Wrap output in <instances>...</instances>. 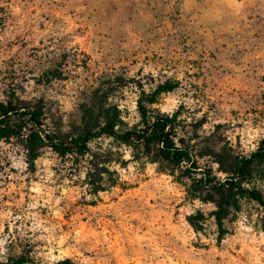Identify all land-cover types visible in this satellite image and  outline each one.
<instances>
[{
	"label": "rangeland",
	"instance_id": "374dc122",
	"mask_svg": "<svg viewBox=\"0 0 264 264\" xmlns=\"http://www.w3.org/2000/svg\"><path fill=\"white\" fill-rule=\"evenodd\" d=\"M175 82L148 106L179 112L223 181L216 155L228 167L264 143V0H0V101L42 107L58 136L133 128L142 95ZM188 167L109 137L34 164L0 142V264H264V208ZM243 184L264 196V158Z\"/></svg>",
	"mask_w": 264,
	"mask_h": 264
},
{
	"label": "trees",
	"instance_id": "16d2710c",
	"mask_svg": "<svg viewBox=\"0 0 264 264\" xmlns=\"http://www.w3.org/2000/svg\"><path fill=\"white\" fill-rule=\"evenodd\" d=\"M179 83H165L149 96L144 93L138 102L141 120L133 128L119 131L114 121H107L103 126L93 131H87L79 136H58L47 127L45 111L42 107L32 106L12 93L6 101H0V142L10 144L20 142L32 164L40 152L49 148L59 156L86 154L92 141L109 137L128 145L142 147L146 153L156 150L165 161L175 166H189L186 174L189 177L200 175L194 179L198 184L210 190L222 199L226 194H236L253 200L264 208V196L255 188H247L244 181L251 173L253 165L264 158V143L249 156L236 157L225 165V155L215 156V163L220 171L227 173L225 180L218 181L211 168L199 167L193 146L182 137L183 128L179 121V112L173 115L165 114L148 105L157 103L158 95L177 89ZM146 101V103L144 102ZM224 167V168H223ZM220 209L223 204L218 202ZM221 218H218L220 221ZM11 264H34L31 253H24L16 258H10ZM60 264H78L65 260Z\"/></svg>",
	"mask_w": 264,
	"mask_h": 264
}]
</instances>
